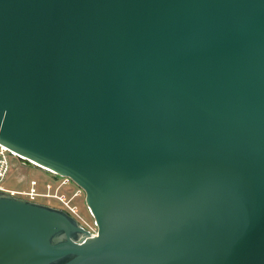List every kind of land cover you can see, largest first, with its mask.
<instances>
[{"label":"water","instance_id":"water-1","mask_svg":"<svg viewBox=\"0 0 264 264\" xmlns=\"http://www.w3.org/2000/svg\"><path fill=\"white\" fill-rule=\"evenodd\" d=\"M0 146L97 230L0 193V264H264V0H0Z\"/></svg>","mask_w":264,"mask_h":264},{"label":"built area","instance_id":"built-area-1","mask_svg":"<svg viewBox=\"0 0 264 264\" xmlns=\"http://www.w3.org/2000/svg\"><path fill=\"white\" fill-rule=\"evenodd\" d=\"M25 167H35L27 166L24 163V159L17 155L16 153L8 150L7 148L0 146V193L10 195L13 198L25 200L31 203H38L39 199L51 200L54 199L61 204V210H63L68 216L73 218L78 222V224L89 232L90 236L96 235V224L92 219L91 224L87 223L79 214L77 206L73 201L82 193V190L78 188L74 192L68 195L60 193L62 187H65L69 182V179L65 177H59L64 179L55 188L56 190L51 192V179L42 186V190L39 191L38 184L35 180H29L26 184V188H7L5 184L11 178L17 177L18 184L26 182V177L22 173V169ZM49 176L53 175L50 172L43 170ZM56 176V175H53Z\"/></svg>","mask_w":264,"mask_h":264},{"label":"rangeland","instance_id":"rangeland-1","mask_svg":"<svg viewBox=\"0 0 264 264\" xmlns=\"http://www.w3.org/2000/svg\"><path fill=\"white\" fill-rule=\"evenodd\" d=\"M22 173L26 177V182L18 184L17 177H16V178H11L10 180H8L7 183L5 184V186L7 188L13 187V188L21 189V188L27 187L26 184L28 183L29 180H35L38 184L39 191H41L42 186L46 182H49L51 179V192H53V190L54 191L56 190L55 188L58 186V184H60L61 181L64 180V179H60L57 176H53V175L49 176L42 169L35 168V167H25L22 169ZM77 189H78L77 186L69 180L67 185L65 187H62V189L60 190V193H62L64 195L66 194L69 196V194H71L72 192H74ZM38 202L43 204V205L50 206L52 208L61 209V204L54 199H51V200L39 199ZM73 203L77 206L80 216L90 225L93 218L89 214V211L86 207L85 194L83 191L73 201Z\"/></svg>","mask_w":264,"mask_h":264},{"label":"bare ground","instance_id":"bare-ground-1","mask_svg":"<svg viewBox=\"0 0 264 264\" xmlns=\"http://www.w3.org/2000/svg\"><path fill=\"white\" fill-rule=\"evenodd\" d=\"M38 168H39V169H42V170H46V171L50 172V173L53 174V175H56V176H59V177H63V176H61L60 174H57V173H55V172H53V171H51V170H49V169L43 168V167H41V166H39Z\"/></svg>","mask_w":264,"mask_h":264}]
</instances>
